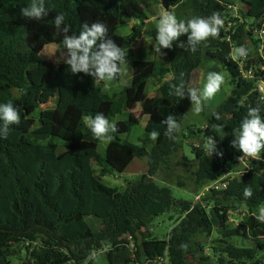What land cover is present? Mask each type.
Instances as JSON below:
<instances>
[{"label":"trees","instance_id":"1","mask_svg":"<svg viewBox=\"0 0 264 264\" xmlns=\"http://www.w3.org/2000/svg\"><path fill=\"white\" fill-rule=\"evenodd\" d=\"M49 2L55 7L44 18L34 20L20 13L30 0H0V104L11 101L21 116L19 125L10 126L8 138H0V264H11L17 247L25 255L21 264H93L90 254L104 248L108 249L104 253L108 264H156L161 259L166 264H191L189 256L196 257L198 252L195 238L209 236L214 230L216 264H264V223L253 214L264 206V153L259 160L249 158L247 166L232 167L238 174L222 181L227 182L225 188L202 195L207 186L223 177L225 166L239 162L241 151L231 146L232 132L248 108L259 106L264 117V94L259 91L264 82V40L259 36L264 30V0H240L236 10L230 8L236 0H46ZM157 3L171 13L188 9L191 15L187 19L175 15L184 21L218 13L226 29L220 28L218 36L202 42L195 52L179 47L187 44V34L181 36L173 42L180 56H171L169 67L151 60L133 61V78L125 87L123 103L92 76L74 75L67 65L60 68L41 55L46 45L62 46L63 33L56 30L54 18L63 12L69 35H78L85 22L104 23L108 37L125 51L127 61L134 56L132 44L143 32L155 40L157 27H144ZM132 21L136 24L132 33L120 34ZM241 46L247 48L244 57L235 53ZM203 60L220 63L231 75L234 89L211 113L212 127L200 131L217 140L223 157L214 154L209 158L204 149L192 147L194 158L188 159L179 134L168 138L161 122L183 109L182 99L169 95V82L178 83L183 74L188 88ZM247 74L252 77L246 78ZM151 80H158L159 95L145 130L160 132L154 147L148 151L122 139L139 124V119L127 115L116 123L118 132L110 142L105 141L101 153L104 141L93 137L83 117L103 113L112 120L132 111L146 100ZM52 96L55 106L43 108ZM180 152L183 164H193V184L203 197L199 202L175 199L168 186L154 180L159 169L173 163ZM141 158L147 160L148 170L140 179L123 188L103 182L106 176L123 174ZM246 186L253 190L250 198L243 196ZM228 203L249 212L237 226L228 216ZM172 209H179L183 216L169 238L154 237L149 230L152 221ZM87 217L101 221L98 232L91 229ZM241 235L253 246L238 247L230 242Z\"/></svg>","mask_w":264,"mask_h":264},{"label":"rangeland","instance_id":"2","mask_svg":"<svg viewBox=\"0 0 264 264\" xmlns=\"http://www.w3.org/2000/svg\"><path fill=\"white\" fill-rule=\"evenodd\" d=\"M165 11L166 9L162 6L161 3L155 4L151 11H149V21L144 27V30L156 26L159 16ZM172 13L186 19L191 15V12L188 9L182 11L173 9ZM135 25L136 24L134 21L130 22L127 26L119 30L120 34H131L132 27ZM221 28L226 29L225 24H223ZM155 43L156 41L154 39L148 37L145 32H143V34L136 40V42L132 44L134 56L121 65L120 79L118 81L97 80L106 87L109 94L116 95V99L119 103H123L126 100L127 95L125 92V87L126 85L131 83L133 78V61L138 59L151 60L169 67L171 66V56H180L179 52L173 46L171 49H161V52L163 54L160 56L159 53L155 52ZM248 45H251V43L248 42ZM61 52L62 46L49 44L45 46L41 55L44 57V59L51 61L58 67L62 68L65 66V64L62 61L63 56L60 54ZM210 71L218 72L223 76L224 79L220 90L212 99L205 102L204 110L199 115H196L190 111L192 105L190 99L188 98V94L186 93L185 97L182 99L183 109L176 116L180 123V131L178 134L180 142L182 144V151L188 159L194 158L192 147H200L204 149L203 144L208 137L200 131H203L207 126L212 127V125L210 124L211 113L231 96L234 89L231 75L223 68L220 63L213 60H203L199 68H197L193 72L189 87L202 88L206 83V77ZM158 89V80L149 81V84L146 88V100L142 104L137 105L132 111L124 113L122 115H118L116 118L110 120L117 123L121 120L126 119L127 115H133L135 118L139 119V124L133 127L131 133L124 134L121 137L122 139H127L130 142L143 146L148 151L154 147L156 140L152 141L151 139H149V133L145 130V126L151 112L152 103L159 95ZM55 104L56 98L52 96L50 102L47 105H44L43 108H52L53 106H55ZM106 144L107 143L104 141L100 145L99 151L101 153H103ZM183 153L180 152L179 154L175 155L172 158L173 163L169 164L168 166L163 165L155 175L154 180L160 186H168L171 189L172 195L175 199H182L192 203L199 202L203 197L200 194L201 190L198 191L193 184L194 167L192 166L193 164L185 165L186 163H182L181 157ZM242 155L243 153L241 152L240 156ZM248 159H246L243 163L238 162L236 164L225 166L223 174L229 173L231 176L237 175L238 172H236V170H233L232 167L236 165L238 166L240 164L247 166ZM95 168L98 169V167L96 166ZM147 170L148 163L145 158L135 159L123 174L106 176L103 178V182L112 187L123 188L125 187L127 182L140 179L142 175L147 172ZM179 181L183 182L185 186L181 187L178 183ZM227 205L229 206V210L227 211L228 216L231 222H234L235 226H237L239 222H241L242 219L245 218L247 214H249V212L245 208L239 207L237 204L230 205V203H228L225 206ZM253 214H256L257 216L258 210L254 211ZM210 215L212 216L213 220H216L215 214L212 211H210ZM182 216V211H180L179 209H172L166 214L156 217L152 221L149 230L156 238H169L172 229L176 226L178 220ZM86 220L93 231L98 232L101 229V221L99 219L95 217H87ZM215 228H218V225H216ZM216 237L217 233L216 230H214V233L209 236L201 234L197 238H195L194 247L198 250V252L197 254H195L196 257L189 256V263L196 264L205 258H209L208 261L204 262V264H216V262H218V254L215 256V253L212 250L213 243ZM230 242L238 247H248L253 246L254 244L248 239L242 237V235L230 239ZM16 251L17 255L10 259L11 264H21L25 259L23 249H19V247H17ZM92 262L93 264H108L104 254L96 256L92 260ZM165 263L166 262L163 261L157 264Z\"/></svg>","mask_w":264,"mask_h":264},{"label":"clouds","instance_id":"3","mask_svg":"<svg viewBox=\"0 0 264 264\" xmlns=\"http://www.w3.org/2000/svg\"><path fill=\"white\" fill-rule=\"evenodd\" d=\"M54 7L55 5L50 2L46 4V0H30L26 7L20 9V13L23 17L40 20ZM65 19L66 13H58L54 18V25L58 32L63 33L60 54L70 72L74 75L78 73L90 75L94 78V82L115 80L121 72L120 65L125 62L126 54L115 40L108 37L107 26L102 22H93L90 25L85 22L81 25L78 35H69L70 26L65 25ZM223 24L224 21L218 13H213L207 18L193 17L184 21L179 20L173 13L165 11L159 16L156 25L155 52L161 56L163 54L161 49H171L173 42L178 41L185 34H187V44L180 43L179 47L187 46L195 52L202 42L218 36ZM235 52L237 56L244 57L247 55V48L241 46L236 48ZM182 75L178 83L169 82V95L180 100L187 93L192 105L190 111L199 115L204 110L205 102L212 99L220 90L224 78L220 73L210 71L202 88H186ZM215 118L220 119L218 113L215 114ZM83 122L97 140L110 142L114 138L113 134L118 132L117 124L110 121L103 113L86 115L83 117ZM20 123V113L11 101L0 104V138L7 139L10 126ZM161 123L165 126L164 135L170 139L175 138V134L180 131V123L172 114L167 115ZM232 135L234 139L231 141V146L243 153L238 157L240 163L248 158L261 159V154L264 153V117L259 106L248 108L239 127L233 129ZM148 136L155 141L160 136V132L154 129ZM217 145V140L211 136L205 140L203 148L209 158L214 154L223 157V151L219 150ZM252 195V188L246 186L243 189V196L250 198ZM255 218L264 223V206L258 208V215ZM96 255L97 253H92L89 258H94Z\"/></svg>","mask_w":264,"mask_h":264},{"label":"built area","instance_id":"4","mask_svg":"<svg viewBox=\"0 0 264 264\" xmlns=\"http://www.w3.org/2000/svg\"><path fill=\"white\" fill-rule=\"evenodd\" d=\"M239 1L240 0H236V4H234V6H230V8L231 9H233V10H236L237 9V6H239ZM237 11H235V14H236V16H238L237 15V13H236ZM263 40H264V30H262L261 32H260V35H259ZM261 48H264V43L262 42L261 43ZM246 78H250V77H252L250 74H247V76H245ZM259 91L260 92H262L263 94H264V82H261L260 84H259ZM231 175L228 173V174H223V177L219 180V181H216V182H214V183H212L211 185H209V186H207L203 191H202V195H204V194H206L207 192H209V190H211V189H218L219 187H226V185H227V182L226 183H222V181L224 180V179H226V178H228V177H230ZM107 248H104V249H102V250H100V251H98V252H93V253H97V255L96 256H98V255H100V254H104L105 252H107ZM95 256V257H96ZM94 257V258H95ZM163 261H165L166 262V260L165 259H161V260H159L157 263H159V262H163ZM156 263V264H157ZM166 264V263H165Z\"/></svg>","mask_w":264,"mask_h":264},{"label":"crops","instance_id":"5","mask_svg":"<svg viewBox=\"0 0 264 264\" xmlns=\"http://www.w3.org/2000/svg\"><path fill=\"white\" fill-rule=\"evenodd\" d=\"M152 8H153V7H152ZM152 8H151V9H152ZM150 11H151V10H150ZM149 15H150V14H149Z\"/></svg>","mask_w":264,"mask_h":264}]
</instances>
